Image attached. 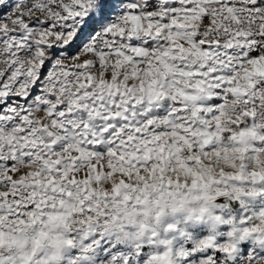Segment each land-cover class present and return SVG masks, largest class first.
I'll use <instances>...</instances> for the list:
<instances>
[{
    "label": "snow or ice",
    "instance_id": "snow-or-ice-1",
    "mask_svg": "<svg viewBox=\"0 0 264 264\" xmlns=\"http://www.w3.org/2000/svg\"><path fill=\"white\" fill-rule=\"evenodd\" d=\"M0 264H264V0H0Z\"/></svg>",
    "mask_w": 264,
    "mask_h": 264
}]
</instances>
